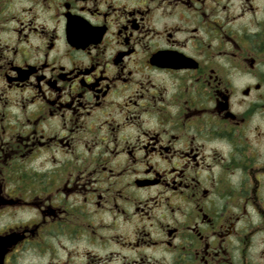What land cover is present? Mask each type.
Instances as JSON below:
<instances>
[{
  "label": "flooded vegetation",
  "instance_id": "obj_1",
  "mask_svg": "<svg viewBox=\"0 0 264 264\" xmlns=\"http://www.w3.org/2000/svg\"><path fill=\"white\" fill-rule=\"evenodd\" d=\"M0 264H264V0H0Z\"/></svg>",
  "mask_w": 264,
  "mask_h": 264
}]
</instances>
